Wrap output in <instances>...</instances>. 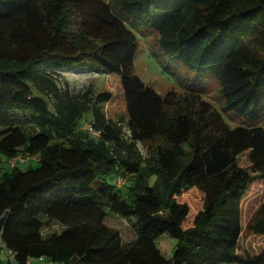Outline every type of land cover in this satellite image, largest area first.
Segmentation results:
<instances>
[{"label":"trees","instance_id":"trees-1","mask_svg":"<svg viewBox=\"0 0 264 264\" xmlns=\"http://www.w3.org/2000/svg\"><path fill=\"white\" fill-rule=\"evenodd\" d=\"M149 29L173 61L218 80L223 110L264 118V0H0V164L40 163L0 176V264L6 251L14 264H264V247L239 248L264 127L232 128L197 88L147 86L134 30ZM65 71L104 72L120 89L75 93ZM90 113L98 137L81 129ZM107 209L135 219L134 241ZM246 230L264 237V202ZM164 234L177 240L170 261Z\"/></svg>","mask_w":264,"mask_h":264},{"label":"rangeland","instance_id":"rangeland-1","mask_svg":"<svg viewBox=\"0 0 264 264\" xmlns=\"http://www.w3.org/2000/svg\"><path fill=\"white\" fill-rule=\"evenodd\" d=\"M107 1V0H106ZM130 29L133 28L128 25ZM139 39V50L135 63L136 75L150 88L158 94L165 97L169 92L175 91L178 96L184 98L188 94L189 88H197L201 91L204 100L210 102L217 109L232 128L244 127L248 128L252 124L258 123L264 127V118L253 121L246 117H240L233 111L223 110L224 101L220 97V83L213 77L198 76L195 72L189 70L185 65L173 61L166 55L158 45V34L154 30L136 31ZM72 72L65 71L63 79L59 81L61 87L69 86L75 93H84L91 90L94 95L104 92L107 89H120V79L118 77H108L104 72ZM42 96V95H41ZM43 97V96H42ZM44 98V97H43ZM121 106L122 103H121ZM115 121L124 116L123 108ZM110 117V116H109ZM92 121V114H87L81 121V128ZM141 152L146 158L149 157L147 146L141 147ZM248 153L242 155L245 157ZM0 176L12 171V165L5 157H1ZM23 158V157H20ZM26 159V163H19V167L23 172L39 167V158ZM127 180L122 188V193H127L131 181ZM155 178L151 180L150 185H153ZM264 202V182L254 184L243 203V235L241 237L239 248L251 252L258 251L264 247V237H256L246 230L248 223L252 219L258 207ZM108 217L106 225L110 228L118 230L125 243L134 241L137 236L134 229L135 219L127 220L107 209ZM56 228L46 229L44 234L51 235ZM60 232V231H58ZM177 245V240L173 239L168 234L161 235L157 239V246L161 250L163 256L170 261L173 256V251ZM1 263L8 264L9 258L7 254L1 256ZM33 264H40L36 260ZM237 264V263H234Z\"/></svg>","mask_w":264,"mask_h":264},{"label":"built area","instance_id":"built-area-1","mask_svg":"<svg viewBox=\"0 0 264 264\" xmlns=\"http://www.w3.org/2000/svg\"><path fill=\"white\" fill-rule=\"evenodd\" d=\"M83 131H87L89 132L91 135H93L94 137H98L100 136V133L99 132H96L92 126V123H88L86 125H84L82 128H81ZM128 134H130L129 131H127ZM142 146L139 145V148H141ZM141 150V149H140ZM10 164L12 165L13 168L19 166V163H26V159L24 158H20V157H17V158H14V159H11L9 160ZM127 180H125L124 178H118L116 180V185L119 187V188H122L125 186ZM5 254L8 255V258H9V262L11 264H14L15 262V254L12 252V251H6ZM37 262H39L40 264H52V262H50L49 260L45 259V258H40L38 260H36ZM28 264H33V260H30L28 262Z\"/></svg>","mask_w":264,"mask_h":264}]
</instances>
